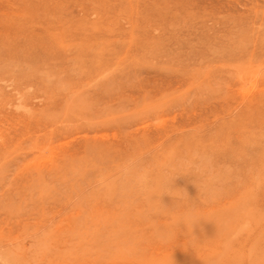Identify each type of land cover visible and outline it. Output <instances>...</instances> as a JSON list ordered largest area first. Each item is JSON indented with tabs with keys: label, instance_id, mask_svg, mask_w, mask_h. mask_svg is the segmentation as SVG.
Instances as JSON below:
<instances>
[{
	"label": "rangeland",
	"instance_id": "374dc122",
	"mask_svg": "<svg viewBox=\"0 0 264 264\" xmlns=\"http://www.w3.org/2000/svg\"><path fill=\"white\" fill-rule=\"evenodd\" d=\"M262 48L264 0H0V248L264 264Z\"/></svg>",
	"mask_w": 264,
	"mask_h": 264
},
{
	"label": "clouds",
	"instance_id": "9594fccd",
	"mask_svg": "<svg viewBox=\"0 0 264 264\" xmlns=\"http://www.w3.org/2000/svg\"><path fill=\"white\" fill-rule=\"evenodd\" d=\"M172 181L169 182V186L170 187H171ZM139 182L142 183V184L146 183L147 182V177H140L139 178ZM0 264H14V257L12 256V254L8 250H6L4 248H0Z\"/></svg>",
	"mask_w": 264,
	"mask_h": 264
},
{
	"label": "bare ground",
	"instance_id": "6f19581e",
	"mask_svg": "<svg viewBox=\"0 0 264 264\" xmlns=\"http://www.w3.org/2000/svg\"><path fill=\"white\" fill-rule=\"evenodd\" d=\"M29 1H30V0H29ZM39 1H40V0H39ZM22 3H23V2H22ZM61 7H62V6H61ZM222 16H224V15H222ZM222 33H223V32H222ZM214 35H215V34H214ZM214 42H215V41H214ZM261 47H262V46H261ZM256 49H257V48H256ZM259 49H261V48L259 47ZM262 49H264V48H262ZM167 58H168V57H167ZM45 60H46V59H45ZM262 107H263V106H262ZM249 123H250V122H249ZM237 127H238V126H237ZM231 131H232V130H231ZM229 132H230V131H229ZM236 132H237V131H236ZM244 134H245V133H244ZM230 136H231V135H230ZM248 136H249V135H248ZM251 145H252V144H251ZM144 159H145V158H144ZM155 165H156V164H155ZM166 165H167V163H166ZM168 165H169V164H168ZM224 166H225V165H224ZM166 167H168V166H166ZM236 170H237V169H236ZM146 173H147V172H146ZM173 173H174V172H173ZM201 173H202V171H201ZM145 176H147V175H145ZM125 178H126V177H125ZM171 180H172V179H171ZM129 181H130V180H129ZM124 183H125V182H124ZM256 187H257V186H256ZM258 188H259V187H258ZM124 189H125V186H124ZM168 192H169V191H168ZM168 192H167V193H168ZM167 193H166V194H167ZM121 194H122V193H121ZM123 194H124V193H123ZM123 194H122V195H123ZM151 194H152V193H151ZM125 196H126V195H125ZM256 197H257V194H256ZM263 201H264V199H263ZM262 203H263V202H262ZM262 203H261V204H262ZM252 204H253V203H252ZM254 204H255V203H254ZM263 206H264V205H263ZM124 211H125V210H124ZM262 211H263V210H262ZM84 213H85V212H84ZM216 217H217V216H216ZM242 221H243V220H242ZM239 223H240V222H239ZM107 240H108V239H107ZM241 244H242V243H241ZM163 245H164V244H163ZM213 245H214V244H213ZM244 246H245V245H244ZM245 247H246V246H245ZM173 250H174V249H173ZM239 250H240V249H239ZM242 252H243V251H242ZM243 255H244V254H243ZM245 258H246V257H245ZM247 258H248V257H247ZM88 260H89V259H88ZM245 260H246V259H245ZM245 260H244V261H245ZM225 261H226V259H225ZM226 262H227V261H226ZM245 262H246V261H245ZM120 263H121V262H120ZM243 263H244V262H243ZM121 264H122V263H121Z\"/></svg>",
	"mask_w": 264,
	"mask_h": 264
}]
</instances>
